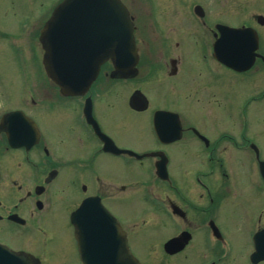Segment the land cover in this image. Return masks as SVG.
<instances>
[{
  "label": "flooded vegetation",
  "instance_id": "flooded-vegetation-1",
  "mask_svg": "<svg viewBox=\"0 0 264 264\" xmlns=\"http://www.w3.org/2000/svg\"><path fill=\"white\" fill-rule=\"evenodd\" d=\"M22 1L37 6L27 17L33 27L19 23L0 45L10 53L0 55V71L10 66L0 89V244L33 264H83L72 216L96 198L120 221L140 264H264L252 259L264 204L253 219L238 214L242 191L264 195V181L254 179L264 150L238 133L237 102L225 103L231 81L201 66L206 57L183 52L191 40L214 44L225 25L256 30L264 55V0H123L136 40L154 51L126 55L120 68L111 58L100 62L94 82L76 95L50 80L41 40L60 0L51 8ZM188 85L195 102H186L185 116L177 97ZM113 112L122 119L112 122ZM171 240L179 242L168 252Z\"/></svg>",
  "mask_w": 264,
  "mask_h": 264
},
{
  "label": "water",
  "instance_id": "water-1",
  "mask_svg": "<svg viewBox=\"0 0 264 264\" xmlns=\"http://www.w3.org/2000/svg\"><path fill=\"white\" fill-rule=\"evenodd\" d=\"M224 33L225 36L215 45V55L220 59L230 55L231 58L226 62L238 71L250 69L259 56L256 54L257 35L251 30L225 29ZM43 34L51 46V55L55 59L61 56L67 60L62 66L54 64L53 69H50V77L70 94H76L79 89L90 85L98 74L101 60L112 56L118 62L124 60L126 55H137L134 24L121 0H64ZM236 56L237 60L233 59ZM74 220L85 264H92L91 253L94 251L105 254L96 259L97 264H105L111 258V253L121 248V242L116 239L119 224L100 202L86 201ZM91 236H107L108 239L103 242V246L94 249ZM263 236L264 232L258 235L256 242L257 259H264V241L260 240ZM0 264L29 263L0 246Z\"/></svg>",
  "mask_w": 264,
  "mask_h": 264
},
{
  "label": "rangeland",
  "instance_id": "rangeland-1",
  "mask_svg": "<svg viewBox=\"0 0 264 264\" xmlns=\"http://www.w3.org/2000/svg\"><path fill=\"white\" fill-rule=\"evenodd\" d=\"M58 0H38L37 4H40L43 2L46 7L51 8V5ZM0 5V33L1 35L4 34L3 39L1 38L0 45L3 46L4 43L7 41L5 39L8 32H16L18 31L19 23H23L25 25L30 24L31 27H33L32 18H27L28 16H34L35 13L38 14L36 7H30L29 4H27V1L22 0H16L14 2L13 7L11 8L8 5V0H1ZM10 7V8H9ZM13 9V10H12ZM39 10V8H37ZM16 14L14 16V13ZM149 36V35H148ZM3 42V43H2ZM142 54L147 55L148 49L145 44H142ZM3 47L0 48V55H7L10 54L8 51L4 52L2 51ZM184 52V49H183ZM186 55H197V57H206V59L203 61L201 66H206L209 69H213L214 71L218 70L220 74V79L224 82H226L225 78H228L227 81H231L230 86L233 88L234 96L231 100H226L225 103L228 106H232L235 102H237L238 105V117H247V120L250 122L248 132L249 134L247 137L251 139L257 140L258 143H260L262 149L264 150V97L262 94L264 93V65L258 64L259 66L252 70L251 73H243V74H237L233 73V71H230L222 66H217V64L213 61L211 58V44L209 41L203 44H199V46L192 44L189 42L187 43L185 48ZM3 67L2 65V56H0V68ZM7 74L9 76L10 74V66L7 65L6 68L2 69V72L0 71V89H2V84L4 83V75ZM13 83L16 84L17 81L13 80ZM190 85L188 86H182L178 90V97L177 101H181L182 104L178 105V107H181L182 112L185 116H187V110L190 107L187 105L188 102H195L194 97L190 96L191 89H189ZM9 88V85L7 86ZM224 94V93H222ZM225 96V94H224ZM253 100V101H252ZM252 103L250 104V102ZM124 115V113H123ZM122 114L120 112H113L109 115V118L113 121L117 120L120 121ZM190 121L195 122L198 125H201V121L194 116L190 117ZM112 122H109L105 118V126L109 128L111 131L113 127L110 125ZM238 127V131H240ZM128 135H132V131L127 132ZM239 133V132H238ZM240 156H238V171H240V180H245V174L244 169L246 167L242 166L240 167ZM247 161L242 160V164H245ZM259 184V183H258ZM247 190V189H244ZM241 198L244 199L243 201V211L238 210V214L248 213V218H255L259 215V212L262 207V204H264V195H260L257 193V189L253 187L252 189H249L247 191H242ZM263 211V210H262ZM140 226V225H139ZM150 226V225H149ZM129 227H132V225H129ZM154 228V227H150ZM164 232V231H162ZM249 235V234H248ZM244 237V236H242ZM242 237L238 238V255L240 256L242 244L243 241L241 240ZM244 243H248L247 239L244 237Z\"/></svg>",
  "mask_w": 264,
  "mask_h": 264
}]
</instances>
